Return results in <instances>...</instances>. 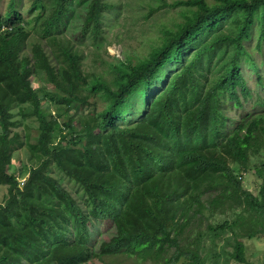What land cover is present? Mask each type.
<instances>
[{
	"label": "trees",
	"instance_id": "trees-1",
	"mask_svg": "<svg viewBox=\"0 0 264 264\" xmlns=\"http://www.w3.org/2000/svg\"><path fill=\"white\" fill-rule=\"evenodd\" d=\"M79 1L80 34L97 42L114 7ZM72 2L28 0L24 15L11 0L0 15V264H85L95 252L207 264L205 243L219 240L231 261L252 264L243 240L264 236V163L257 196L241 174L264 151V98L243 66L262 86L251 52L264 44V0H161L147 16L168 8L176 18L149 50L95 73L61 36ZM31 36L40 41L27 52ZM15 108L33 116L34 142L13 131ZM15 148L28 153L23 183L9 172ZM52 166L83 190L84 207ZM97 227L106 239L94 249Z\"/></svg>",
	"mask_w": 264,
	"mask_h": 264
},
{
	"label": "rangeland",
	"instance_id": "rangeland-1",
	"mask_svg": "<svg viewBox=\"0 0 264 264\" xmlns=\"http://www.w3.org/2000/svg\"><path fill=\"white\" fill-rule=\"evenodd\" d=\"M11 0H0V15L4 14ZM113 5L114 9L104 15V33L102 39L97 42L91 41L87 37H82L80 34V27L82 17L85 12L84 4L79 0H73L71 4V12L65 24L61 29V36L64 39L70 41L74 48L77 49L82 56L83 69L88 73L101 72L105 70L108 62H115L116 59H123L124 54L129 55L132 59L135 56H142L148 50L150 45L157 41L159 29L164 24H172L176 18V13L172 9L160 8L154 12L151 16H147L151 8H158L161 4V0H107ZM167 3H172L174 0H165ZM211 1V0H209ZM17 6L26 14L28 0H16ZM149 6H152L149 8ZM30 29V26H29ZM253 39L247 42V47L252 49L256 45L257 31L252 32ZM40 40L36 36H31L30 44L28 43L27 52L30 51L32 42H39ZM251 50V51H252ZM254 63L259 67V73L262 79V86H254L255 77L252 72L243 66V71L248 80V86L257 92L264 98V44L262 51H252ZM171 72L173 71L168 70ZM35 86L39 88L40 82L34 81ZM150 88L149 90L152 91ZM47 89V88H46ZM50 88L47 89V92ZM40 93V92H39ZM50 107L52 115L57 117L58 113H61V109L58 107V102L55 98H50ZM90 109V108H89ZM88 109V110H89ZM87 109L72 112L71 118L76 119L80 115H85L88 112ZM60 117V116H59ZM62 119V117H61ZM13 120L16 122L13 131H17L20 135L25 136L29 134L30 142H34L37 136L36 122L33 116L29 112H23L19 109H13ZM15 148L12 152L13 160L10 168V173H13L20 180L26 178V171L28 170V153L24 149L17 150ZM264 163V151L260 154L259 158H251V168L248 173L241 174L243 187L250 191L253 195L257 196L261 181L257 179L254 174L255 166ZM25 172V173H23ZM49 173L60 180L62 185L67 191L75 198L76 202L82 207L85 206V194L83 190L73 181L65 178L60 172L52 166ZM7 192L6 188L0 187V203L5 199ZM100 229L96 228V235L94 236L95 244L94 249H97L101 240H105V234L100 235ZM205 228L203 227L202 230ZM245 245V258L252 264H264V236H260L251 240H243ZM223 241L219 240L215 248L210 249V244L205 243V246L210 250L208 254L207 264L211 263V254L214 250L219 255V264H236L231 261L228 253L232 250L231 247H225V252L222 249ZM96 251V250H95ZM85 264H154L147 260L145 262H138L132 257L126 255H117L110 257H102L97 252L94 253L93 258ZM178 264H185L184 261H180Z\"/></svg>",
	"mask_w": 264,
	"mask_h": 264
},
{
	"label": "built area",
	"instance_id": "built-area-1",
	"mask_svg": "<svg viewBox=\"0 0 264 264\" xmlns=\"http://www.w3.org/2000/svg\"><path fill=\"white\" fill-rule=\"evenodd\" d=\"M24 182V179H21V183H23Z\"/></svg>",
	"mask_w": 264,
	"mask_h": 264
}]
</instances>
